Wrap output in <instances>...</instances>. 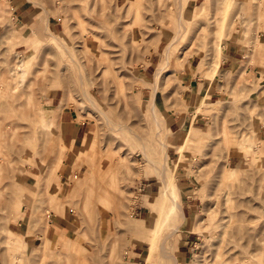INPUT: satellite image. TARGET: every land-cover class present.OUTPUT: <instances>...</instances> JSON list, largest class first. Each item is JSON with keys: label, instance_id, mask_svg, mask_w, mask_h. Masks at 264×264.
<instances>
[{"label": "rangeland", "instance_id": "rangeland-1", "mask_svg": "<svg viewBox=\"0 0 264 264\" xmlns=\"http://www.w3.org/2000/svg\"><path fill=\"white\" fill-rule=\"evenodd\" d=\"M20 1L37 17L29 32L40 13L49 25L22 43L0 0V264H264V0ZM227 38L243 59L224 69ZM198 79L216 95L190 102ZM56 90L66 101L52 108ZM67 108L90 123L70 145ZM180 114L170 143L166 119ZM142 146L166 164L165 202ZM57 216L65 228L48 232Z\"/></svg>", "mask_w": 264, "mask_h": 264}, {"label": "crops", "instance_id": "crops-1", "mask_svg": "<svg viewBox=\"0 0 264 264\" xmlns=\"http://www.w3.org/2000/svg\"><path fill=\"white\" fill-rule=\"evenodd\" d=\"M3 1L4 2L1 3V6H3V11H4L3 14L6 16V12L8 10V7H7V3H8L10 10H11V15L13 16L12 19H16L15 21L19 24L20 28L25 27V29L13 27V28H11V31H10L7 28V30L5 32H3L2 35L0 36V44H1L0 46H2L4 44V38L6 36V32L8 33L9 31L16 38H19L22 43L26 44L28 42H31L34 44L35 43L34 41L36 40L35 39L36 36L41 35L45 31L46 26L49 25L48 24L49 17H47V19L45 21L44 19H42L44 14L40 13L39 14V20L43 22V25L40 28V31L38 29L35 34H32L26 28L33 29L34 26L38 23H36L34 26H31V23L33 21H35L37 19V17L34 14V12L31 11L30 5H28L24 1H20V0H6L7 3H5V0H3ZM38 31H39V33H38ZM158 55H160L159 51L155 52L154 50H151L148 60L151 61V59H154L155 62L150 63V65H148L145 69L149 68L151 70L153 68L151 66V64L154 66L157 63H159L158 58H157ZM242 59H243V55L237 49L236 42L231 41L228 38L225 39V45L223 48V58L221 60V67L224 69H227V68L231 67L236 61H240ZM23 60L24 59H22V62H23ZM189 64L191 66V62L188 64L185 63L183 65L184 71H189V69H190ZM22 65L23 64H21V66ZM21 71H22V67H21L20 72ZM203 93H206L207 96H210V97L216 95V87H215V85L211 84V79H207L206 81H203V82H201V80H199V79L197 81H195V83H193V89L191 90V92L189 94V101L190 102L195 101L196 98L198 96H201ZM65 99H66V97L63 96L61 93H59L58 90L53 91L50 98H49V105L52 108H57L60 105L61 101L65 100ZM53 115H54V113H53ZM59 121L62 124L63 143L65 145H70V143L72 142L74 137H84L89 132L90 123L88 121H78L77 116H76V111L73 108H67V109L60 110ZM168 121H169V123H168ZM166 122L172 131L171 132L172 136H174V138H172V140H170V143H178V141H177L178 137H175V136H177V134H179V132L181 131L182 127L185 124L184 115L183 114H180L178 116L172 115V117L170 116V117H168V119H166ZM263 127H264V125H263ZM263 127H262V130H263ZM67 171H68V167H66V169L64 170V173L69 174V173H67ZM64 226L65 225L63 223L62 217L57 216V218L55 220L49 221L48 232H49V230H51V231L55 230L56 231L57 228H65ZM135 254H137V253H135ZM134 258H136V256L133 257V259L130 262L127 261L124 263H126V264H135L136 263L137 264V262L134 260ZM140 264H141V261H140Z\"/></svg>", "mask_w": 264, "mask_h": 264}, {"label": "bare ground", "instance_id": "bare-ground-1", "mask_svg": "<svg viewBox=\"0 0 264 264\" xmlns=\"http://www.w3.org/2000/svg\"><path fill=\"white\" fill-rule=\"evenodd\" d=\"M232 1V0H231ZM230 3V2H229ZM232 3V2H231ZM179 4V3H178ZM228 6H230V5H228ZM229 9V8H228ZM222 48V47H221ZM169 49V48H168ZM220 51H221V49H220ZM165 53H166V57L169 59V50H166L165 51ZM167 63V62H166ZM165 66V65H164ZM166 67V66H165ZM20 69H21V62H17V64H16V67H15V73H17V75H19V71H20ZM163 69V64H162V66H160L159 68H157V70H156V72H155V74H154V76H155V79H156V77H157V75L159 74V73H161L160 71ZM16 84H17V81H16ZM153 84V83H152ZM18 85V84H17ZM153 91H154V89H153ZM85 96H86V98H87V100L93 105V106H95V104H94V102H93V100H92V98L89 96V94H85ZM152 100L150 101V104H149V111L151 112V115H152V118H153V120L155 121V127H157V128H162L163 127V122H162V120L160 119V118H158V117H156L157 115H156V111L154 110V108H155V104L153 103V96H152V98H151ZM196 108V107H195ZM198 109V108H197ZM165 121V120H164ZM38 124H39V122H37ZM41 127H44V126H41ZM45 129H47V128H45ZM48 130V129H47ZM155 134V133H154ZM160 145H161V151H162V154L164 155V158H165V148H166V146H165V144L163 143V142H160ZM182 145V144H181ZM142 151H143V153H144V155L146 156V158H147V160L148 161H150V163L153 165V167H154V169L157 171L156 172V174H157V176H159L160 177V179H161V183H162V185H161V187L159 188V196H161L162 197V199L165 197V199H166V197H168V196H170L171 194L169 193V191H170V183H169V181H168V179H169V177H168V173H166L167 172V170H166V164H165V162H163L162 164H161V170L158 168V166H157V161L156 160H154L153 158H150V156L146 153V151H145V148L142 146ZM124 166V164H122V162L120 161V160H118V162H117V165H116V168H115V170L113 171V172H111L110 173V175H109V177H108V179H106V181H105V183L104 184H106V185H109V186H112L113 184H114V178H115V175L117 174V171L119 170V168H121V166ZM115 167V166H114ZM172 187V186H171ZM175 193H177V192H175ZM179 193V192H178ZM165 199H163V202H165ZM167 200V199H166ZM166 203H167V201H166ZM162 206L161 207H163V204H161ZM160 207V208H161ZM168 207H171V208H174L175 210H177V212H178V216H180L179 218H181V220L183 221V219H184V212H183V209L181 208V205H180V203L177 201V200H175V199H173V198H171V197H169V201H168ZM161 211H162V209H161ZM160 212V211H159ZM181 223H173L172 225H171V231H170V236H172V235H174L175 234V232H176V230L178 231V229H179V225H180ZM166 237V236H165ZM165 237H164V239H165ZM160 244H162V246H163V244H165L164 243V241H162ZM69 245H71V243L69 244ZM161 246V247H162ZM72 247H73V243H72ZM72 250V249H71ZM71 252H73V251H71ZM160 253H161V251H160ZM161 254H165L164 252L163 253H161ZM168 254H169V252H168ZM162 256V255H161ZM166 256H168V255H165L164 256V258L166 257ZM169 260H171V262H172V264H175V262H176V259H175V257H173L172 255H169V258H168ZM123 261V260H122ZM109 264H114V259H111V261L109 262Z\"/></svg>", "mask_w": 264, "mask_h": 264}]
</instances>
